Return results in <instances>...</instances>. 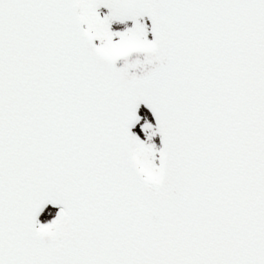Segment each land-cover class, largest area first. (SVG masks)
I'll list each match as a JSON object with an SVG mask.
<instances>
[{
  "label": "snow or ice",
  "instance_id": "obj_1",
  "mask_svg": "<svg viewBox=\"0 0 264 264\" xmlns=\"http://www.w3.org/2000/svg\"><path fill=\"white\" fill-rule=\"evenodd\" d=\"M0 264H264V0H0Z\"/></svg>",
  "mask_w": 264,
  "mask_h": 264
},
{
  "label": "water",
  "instance_id": "obj_2",
  "mask_svg": "<svg viewBox=\"0 0 264 264\" xmlns=\"http://www.w3.org/2000/svg\"><path fill=\"white\" fill-rule=\"evenodd\" d=\"M122 62V61H121Z\"/></svg>",
  "mask_w": 264,
  "mask_h": 264
}]
</instances>
